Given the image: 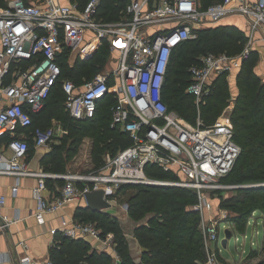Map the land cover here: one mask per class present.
Instances as JSON below:
<instances>
[{
	"label": "built area",
	"instance_id": "1",
	"mask_svg": "<svg viewBox=\"0 0 264 264\" xmlns=\"http://www.w3.org/2000/svg\"><path fill=\"white\" fill-rule=\"evenodd\" d=\"M102 1L88 0L81 8L76 2L62 0H6L7 5L0 7V174L14 175L18 180L38 177L32 189L38 223L44 222L46 214L57 213L94 191L103 190L114 207L125 186L169 185L195 190L197 202L193 209L201 217L206 264H222L220 251L213 247L221 245V229L215 219L211 218L215 222L212 224L206 221L205 214L212 210L210 194L218 192L229 198L235 190L246 187L223 182L232 172L241 148L230 123L218 119L206 126L200 112L214 81L239 71L258 41L264 56V0H221L207 8L197 0H125L127 16L117 23L97 20ZM235 15L244 17L250 27L242 52L235 56L210 53L200 59L201 65L189 70L191 79L186 91L195 97L198 110L196 123L192 124L169 110L162 98L173 53L197 39L199 30ZM104 42L117 54L116 67L99 72L80 86L63 80L65 107L74 120L86 121L94 118L101 100L113 95L111 126L129 134L132 144L93 172H32L27 163L30 147L25 129L32 125L31 114L44 109L46 99L60 81L62 56L67 54L71 62H85ZM66 134V129L50 126L36 128L32 138L35 148H40ZM149 165L172 173L176 179L149 178ZM50 177L65 182L61 194L53 198L44 194ZM18 189L19 183L12 188V195H17ZM6 203L0 189L1 228L8 226L3 219ZM128 208V204L122 206L126 213ZM60 231L70 238L83 236L99 241L115 253L117 264H121L114 235H103L95 223L65 222ZM42 264L54 263L48 260Z\"/></svg>",
	"mask_w": 264,
	"mask_h": 264
},
{
	"label": "trees",
	"instance_id": "2",
	"mask_svg": "<svg viewBox=\"0 0 264 264\" xmlns=\"http://www.w3.org/2000/svg\"><path fill=\"white\" fill-rule=\"evenodd\" d=\"M87 1L81 0V4L85 5ZM200 1L203 8H207L221 0ZM6 5V0H0V7ZM126 6L125 0H103L97 10L96 18L104 23L120 22L127 16ZM248 39L246 29L219 23L214 27L199 30L197 39L178 47L173 53L162 89V98L169 110L175 111L180 117L195 124L198 110L193 96L186 93L191 79L190 68L201 65L200 59L210 53L238 55L246 46ZM109 50V44L104 42L94 57L85 62L79 59L71 62L67 54L62 56L60 81L46 99L44 109L40 113L31 114L32 125L25 129V133L29 135V155L33 154L35 148L32 134L36 128L47 129L53 120H58L68 131L60 144L55 145L50 151L47 162L44 163L46 172L64 174L66 162L77 155L85 139L92 141V160L96 165H100L99 167L104 165L106 153L116 155L132 144L129 134L111 126L113 95L110 94L101 100L94 118L86 121L74 120L65 107L63 80H72L80 86L85 81L93 79L104 68ZM255 52H252L240 70V91L231 119L234 126V140L240 146L241 152L232 172L223 179L226 184H264V84H261L253 74L252 60L256 55ZM226 78V75H222L213 83L211 94L201 107L200 116L206 126L216 123L227 104ZM146 173L152 179H176L172 173L151 165L146 167ZM128 189L136 191L129 197L128 216L135 223L132 236L142 249L138 259L131 253L130 239L121 223L110 213L93 212L85 208V212L78 213L77 221L95 223L102 230L103 235L112 233L121 264L205 262L206 253L200 232L201 217L193 209V205L197 202L195 190L160 185L125 186L122 190ZM210 195L213 202L220 199L218 202L220 208L227 209L233 214L229 221L234 223L238 233H245L252 213L259 211L264 215V187L240 188L237 194L229 198H224L218 192L216 195L215 193ZM219 196L220 198H217ZM62 237L66 240L81 241L78 248L79 257L70 255L62 262L63 264L113 263V254L109 250L101 253L93 251L88 254V248L84 247L86 244L84 237L76 239Z\"/></svg>",
	"mask_w": 264,
	"mask_h": 264
},
{
	"label": "crops",
	"instance_id": "3",
	"mask_svg": "<svg viewBox=\"0 0 264 264\" xmlns=\"http://www.w3.org/2000/svg\"><path fill=\"white\" fill-rule=\"evenodd\" d=\"M197 1L203 7L201 1L200 0ZM250 1L255 2L256 0H250ZM62 2L64 3L76 2L79 4L81 8L83 6L81 4V0H62ZM220 22L221 24L224 25L231 24V25H235L240 29H246L247 35L248 36L250 35V29H249L250 27L248 26L246 19L240 15L224 18ZM255 36L258 37V35ZM253 51H258L261 54L260 41H258L253 46L252 52ZM51 126H56L58 128L61 127L66 129L62 125V123L58 120H53ZM64 136L62 137L58 135V137L54 140V143H51L49 146L46 147L34 148L33 154L31 155L28 154L27 163L29 169L32 172L35 173H38L40 171L46 172L44 170V163L47 162L46 159L50 154V151H52L55 145L60 144ZM77 156L79 155L74 156L73 159L74 166L76 165V163L74 164V162L78 159ZM89 157L91 158L92 155ZM69 163L70 160L66 162V171L64 174L80 172V169L74 172H69L67 170ZM70 166L72 168V163L70 164ZM17 183H19L18 193L17 195H12V188ZM64 183H65L64 180L61 178H52V177L48 178L47 190L44 193L45 196L47 198H53L59 196L62 192ZM37 184H38V177L36 176H25V177H21L20 180H18L17 177L14 175L0 174V189L1 192L7 198L3 219L5 220V222H7L8 225L6 228L0 227V264H42L48 260H51L55 263L57 262L59 264H63L62 262L66 261V259H68L70 255L71 257H73L74 255H78L79 257L78 248L80 246L79 244L81 243V241L64 239L62 236L65 237V235L60 230L65 222L70 223L72 221H77L78 213L85 212L84 209L87 208L85 199L82 198L78 201L66 204L63 207V209H61L57 213L46 214L44 217L45 218L44 222L38 223L36 217L34 216L36 203L32 197V189ZM232 193L234 194L235 192ZM211 204H212L211 212L222 210V208L219 207L216 200L215 202L212 201ZM121 212H123V217L119 218ZM121 212L117 211L116 213L113 214L110 213V214L113 215V217L117 218L121 223L124 232L131 240L130 241L131 253L136 259H138L142 252V249L132 236L135 228V223L132 220H130V218L128 217V213L124 212L122 207H121ZM257 213H260L262 218L264 219V215L261 212L259 211L254 212V215L252 213L248 221V226L250 225L251 221L254 222L256 225L258 224V219L256 217ZM220 221L226 224L230 222L232 223V225H234V223L229 221V219H227L226 221L223 220ZM226 230H230V229L227 228ZM84 238L86 239L85 241L87 244V245L85 244L84 247L88 248L89 250L88 254L92 253L93 251H97L101 253L105 250H109L104 248L99 241L91 237H84ZM72 239H76V238H72ZM255 246H257V244L255 245V242L252 241L251 250L252 249L256 250L254 249ZM62 247L64 248L63 255H62ZM262 250H264V246H262ZM109 251L113 254V259H116L115 253L112 250ZM220 256H222V253H220L219 257ZM24 259H28V261L24 263L23 262ZM233 264H244V258L240 257V260L238 261L235 260Z\"/></svg>",
	"mask_w": 264,
	"mask_h": 264
},
{
	"label": "rangeland",
	"instance_id": "4",
	"mask_svg": "<svg viewBox=\"0 0 264 264\" xmlns=\"http://www.w3.org/2000/svg\"><path fill=\"white\" fill-rule=\"evenodd\" d=\"M218 24L219 23L215 24L214 26ZM255 53L256 55H254L253 60H252L253 61L252 62L253 74L254 76L257 77V79L260 81L261 84H264V56H262L260 52L256 51ZM117 58H118L117 54L112 53V51L109 50V57L102 71L111 70V68L116 67L118 63ZM240 70L233 71L231 74L226 75L227 77L226 80L223 79V81L224 80L227 81L228 100H227V104L225 108L223 109L222 113L220 114L218 118L221 123H230L232 126L233 133H234V126H233L231 116L235 110L236 99L239 96V91H240V87H239V78L241 74ZM193 98L195 101V97ZM77 155L79 156H77L78 159L74 162V164L76 163L75 166L73 165L74 157L70 159V163L68 164V169H67L69 172H74L79 169L81 173H87V172H93L96 170H100L101 168L105 166L106 162L114 156L108 152L104 156V165L101 167H99L100 165L99 166L96 165L93 162L92 157L91 158L89 157L92 155V141L90 139H85L83 141V143L81 144L79 148ZM71 163H72V168L70 166ZM244 186H249V185H244ZM135 192L136 191L134 189L120 191L118 193V199H117L116 205L110 210L105 211L104 213L107 212V213L113 214V213H116L117 211L121 212V207L124 206L125 204H128L129 197H131V195H133ZM234 192L235 193L231 195L237 194V190H235ZM217 198H220V196ZM219 200L217 201V203L219 202ZM232 215L233 214L229 212V210L223 209V208L221 211L219 210L215 212L212 211V212H209L208 214L207 213L205 214V219L209 223L211 224L215 223L212 221L211 218H215V220L218 221V227H220L221 229L220 231L221 239L225 237V231L227 228H229L233 232V237L229 239V243L226 248L222 247L220 244H217V245L214 244L213 246L215 247L214 250L218 249L220 251L219 253H222V256L219 257L220 262L222 264H231V263L233 264L235 260L236 261L240 260V257L244 258V264H260L264 262V250H262V246H264V219L262 218L261 214L260 213L256 214V217L258 219V224L256 225L254 222L251 221L250 225L249 226L247 225L248 228L246 229L245 233L236 232L234 225H232V223L230 222L226 224L220 221V220L226 221L227 219H231ZM122 217H123V212H121L119 215V218H122ZM257 232H258V235H257ZM201 235H202L203 247H204L203 234L201 233ZM252 241L255 242V245L257 244L258 246V248L257 246L254 247V249L256 250H253V249L251 250ZM207 259L208 257L206 255V260L202 264H206ZM112 264H117V260L113 259Z\"/></svg>",
	"mask_w": 264,
	"mask_h": 264
},
{
	"label": "water",
	"instance_id": "5",
	"mask_svg": "<svg viewBox=\"0 0 264 264\" xmlns=\"http://www.w3.org/2000/svg\"><path fill=\"white\" fill-rule=\"evenodd\" d=\"M163 186H169V185H163ZM254 187H264V184L249 185L246 186L245 188H254ZM84 199L86 201V207L93 212H104L110 210L113 207V204L106 200L103 190L88 193L85 195ZM0 223H2L1 218H0ZM232 237H233L232 231L226 230L225 237L221 241L222 247L226 248L229 239H231Z\"/></svg>",
	"mask_w": 264,
	"mask_h": 264
}]
</instances>
